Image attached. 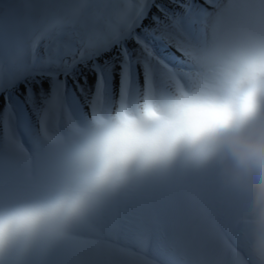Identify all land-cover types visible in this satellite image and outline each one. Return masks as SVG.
<instances>
[{"label":"snow or ice","instance_id":"1","mask_svg":"<svg viewBox=\"0 0 264 264\" xmlns=\"http://www.w3.org/2000/svg\"><path fill=\"white\" fill-rule=\"evenodd\" d=\"M258 51L264 0H0V264H254L210 132L194 158L177 145L87 173L72 158L113 114L190 91L210 58Z\"/></svg>","mask_w":264,"mask_h":264},{"label":"clouds","instance_id":"2","mask_svg":"<svg viewBox=\"0 0 264 264\" xmlns=\"http://www.w3.org/2000/svg\"><path fill=\"white\" fill-rule=\"evenodd\" d=\"M262 72L264 51L256 53L254 63L245 52L212 57L190 91L141 102L131 119L113 114L97 124L74 150L72 162L84 173L93 166L115 168L129 158L143 165L177 145L194 158L202 136L210 132L228 158L232 182L242 190L254 264H264V112L252 105Z\"/></svg>","mask_w":264,"mask_h":264},{"label":"rangeland","instance_id":"3","mask_svg":"<svg viewBox=\"0 0 264 264\" xmlns=\"http://www.w3.org/2000/svg\"><path fill=\"white\" fill-rule=\"evenodd\" d=\"M251 239H252V233H251V226H250V243H251Z\"/></svg>","mask_w":264,"mask_h":264}]
</instances>
